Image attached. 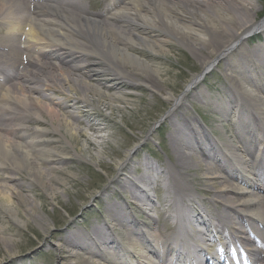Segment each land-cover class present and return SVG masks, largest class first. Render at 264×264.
Returning a JSON list of instances; mask_svg holds the SVG:
<instances>
[{"label": "bare ground", "instance_id": "1", "mask_svg": "<svg viewBox=\"0 0 264 264\" xmlns=\"http://www.w3.org/2000/svg\"><path fill=\"white\" fill-rule=\"evenodd\" d=\"M99 2L105 5L107 12H89L81 0H0V30L3 26L7 27L5 37L15 40L13 46L11 40L0 33V66L16 67L21 74L16 84L0 83V111L5 119L0 122V211L8 219V223L4 224L0 218V248L6 245L5 249L9 252L8 256L0 257V264H23L27 260L26 257L16 258L12 249L7 247L15 239V228L8 224L23 225L21 212L41 225L43 223L40 217L31 216L37 212L36 203L22 195L21 188L29 189L32 183H19L17 174L20 171L29 172L32 181L44 186L51 197H55L57 191L52 182L53 173L60 168L56 165L61 163V157L51 148L58 142L51 136L52 133L68 135L66 139L70 145L71 140L80 136H85L87 142L96 145L81 126L84 124L94 131L92 136L101 137L96 135L102 127L101 122L84 112L85 109L84 114L66 112L67 105L59 104L52 97V92L67 94V91L79 90L82 102L90 104L98 96L101 102L107 101L106 106L113 113V102L123 100L124 96H111L100 87L121 92L140 82L151 89L157 88L154 82L160 75L159 67L151 61L167 48L165 46L170 47L168 39L171 38L202 48L207 55L202 63L203 71L189 83L186 92L180 97L168 93L167 98L172 97L174 107H179L187 91L198 86L202 73L217 60L225 59L227 76L232 77L225 78L224 84L230 85L231 96L221 99L219 104L224 107L222 117H238L234 136L223 148L209 137L195 117L174 122L170 136L172 147L177 149L179 157L177 167L159 170L157 164L146 157L144 169L138 167L136 175L133 173V177L119 182V189L130 190L132 204L126 203V198L118 192L123 201L109 204L115 226L105 221L102 226L93 227V232L89 234L79 229V234H83L80 241L76 238L78 233L69 235V245L78 247L82 252L71 253L67 245H59L60 252L65 253L63 257H74L76 260L64 264H150L155 257L166 264L165 255L158 254L156 247L160 244L165 246L168 241L165 231L157 226L159 217L153 215L156 207L161 209V205H156L148 193V190L156 188L165 191L162 205L166 208L167 217L178 220L179 215H172L168 209L170 211L173 206L186 208L185 215L181 216L186 221L187 232L194 234L195 244L189 243L185 248L193 250L201 242L211 240L212 233L217 229L211 224L210 217L203 214L198 198L193 195L195 185L191 177L194 173L190 170L194 164L208 182L205 184L206 191L214 190L215 202L224 207L217 213L219 232L229 230V241H238L245 252L259 257L253 244H250V233L256 225L259 230L264 229V193L261 194L264 189H253L252 186L257 184L253 181L255 178L263 180L258 170L264 164V153L254 160L251 146H257L260 139L255 133L264 128V43L237 52L238 57L236 53L231 57L237 49L236 45L245 42L247 36L259 29L264 32V19L255 21L253 17L257 12L252 15L249 12L256 8L255 3L253 0ZM23 25L28 26L27 32ZM231 25L236 27L235 35L224 33V39L216 36ZM16 31L22 32L19 38ZM94 80L100 87H96ZM236 84L237 87L239 85L237 89L232 87ZM201 95V91H195L193 97L200 98ZM70 98L69 94L65 100ZM71 101L75 106L79 104L73 98ZM205 101L209 103L211 99L206 98ZM238 104L241 107L235 108ZM246 113L253 117L255 123L245 121ZM175 114L173 111L167 119L174 121ZM26 122H33L36 126L30 127ZM45 122H49L52 129L42 126ZM247 136L252 138L248 139L249 142ZM205 141L207 145L215 146L216 150L209 152L205 151L208 146L204 147L201 150L204 160L199 161L193 157V149L197 145L202 147ZM80 149L83 150L82 147ZM187 152L192 158L187 156ZM133 160L130 157L125 162L120 161V168L125 165L121 169H128ZM236 165L244 168L241 173L235 170ZM160 178L161 183L157 184ZM21 200L26 206L23 210L18 208ZM133 205L138 208L143 205L149 213L148 218L155 222L146 227L132 210L129 211ZM227 224L231 228L226 229ZM196 225L202 228L198 229ZM117 227L121 230L120 239L114 234ZM180 228L175 226L170 236L177 237ZM254 241H257L256 238ZM108 253L114 258L117 256V259L108 257ZM179 259L184 260L185 257L180 255ZM260 262L264 264V260L258 259ZM30 264H34L33 259Z\"/></svg>", "mask_w": 264, "mask_h": 264}, {"label": "rangeland", "instance_id": "2", "mask_svg": "<svg viewBox=\"0 0 264 264\" xmlns=\"http://www.w3.org/2000/svg\"><path fill=\"white\" fill-rule=\"evenodd\" d=\"M253 2L256 8L249 11L250 14L252 15L256 11L257 13L253 17L255 21L263 20L264 0H253ZM224 33L235 35L236 27L232 26L222 33L215 34L218 37H223L222 34L226 35ZM168 41L170 47L165 46L167 48L151 61L159 67L160 75L156 76L154 82L157 84V88L151 89L139 82L136 87L127 90L132 93L131 96L123 94V100L117 99L113 102V113L107 108V101L101 102L96 96L94 102L99 104L98 106L103 109L104 113L110 115L109 118L100 117L104 129L97 131L96 135L101 137L92 136L93 131L83 126L96 145L87 142L85 136H80L71 140L72 144H75L72 147V144L69 145L65 142L68 135L52 133L51 136L58 140L52 149L56 150L61 157V163L56 165L60 168L54 170L53 173L52 182L57 191L55 197H51L50 191L44 189V186L32 181L29 172L20 171L17 174L19 183H32L29 189L21 188L22 195L28 196L36 203L35 211L37 212L31 216L40 217L43 223L41 225L33 217L29 218L27 214L21 212L20 215L24 220L23 225L8 224L11 228H15L13 229L15 239L7 245L12 249L14 256H25L27 264H30L32 259L34 264L75 262L74 257H63L65 253L60 252L59 245H67L66 248L68 251L71 250V253L72 250L78 251L74 246L69 245L67 240L69 235L73 236L75 232L79 234L80 230L87 234L93 232L94 226L103 225L105 220L112 221V217L109 215V204L114 200L123 201L118 196L119 193L120 196H124L128 200L131 199L130 190L119 189V182L127 177L125 174L130 175L127 173V168L121 169L125 165L120 168V161L125 162L133 157L134 160L130 163L133 169L142 159L148 157L157 164L159 170L169 168V166L177 167L179 157L177 149L172 147L170 136L174 130V122H183V115L188 118L197 117L200 123L205 124V127L215 130L219 126L220 120L227 118L214 112L220 106L221 99L231 96L229 85L226 86L225 81L232 76H227L225 59H219L212 71L205 75L198 86L191 92L187 91L182 105L174 109L176 112V115L173 116L174 121L167 119V114L174 105L172 97L167 98L168 93L173 97L182 95L194 77L203 71L202 63L207 55V52L202 48L190 43L174 38L168 39ZM260 43H264V32L256 33L255 31L247 36L245 42L236 45L237 49L231 53V57L235 53L238 57L237 52L254 48ZM194 91H201V97L190 96ZM108 94L118 95L115 91H109ZM206 98L211 101L206 103ZM97 110L99 109L95 107L94 111ZM228 118L230 119V117ZM44 126L52 129L51 124H44ZM226 127L231 130L233 135L236 128L232 118L227 122ZM220 137L223 138L222 135ZM197 175L198 178L196 180L194 178L193 183L196 182L195 185L198 188L206 187L205 184L208 182L199 176L201 175L200 170L197 171ZM18 182L16 180L17 184ZM163 194V190L152 191V197L155 200H160ZM25 207L24 200L23 202L21 200L18 208L23 210ZM138 210L137 207H134L132 211L138 214ZM0 218L4 224L8 223L7 217L1 211ZM65 237L66 243L64 242ZM82 237L81 232L76 236L79 241ZM5 246L0 248V257H6L9 254Z\"/></svg>", "mask_w": 264, "mask_h": 264}]
</instances>
